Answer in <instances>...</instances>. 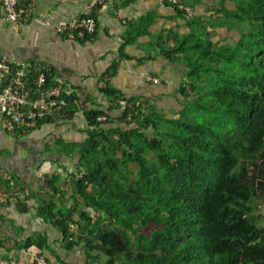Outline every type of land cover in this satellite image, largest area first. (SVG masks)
Wrapping results in <instances>:
<instances>
[{"label": "trees", "instance_id": "1", "mask_svg": "<svg viewBox=\"0 0 264 264\" xmlns=\"http://www.w3.org/2000/svg\"><path fill=\"white\" fill-rule=\"evenodd\" d=\"M219 4L213 21L171 6L186 19L187 32L156 39L166 59L184 66L176 117L113 89V62L100 88L111 106L85 110L87 138L68 148L78 154L69 172L72 205L62 203L56 174L45 177L49 198L28 192L29 202L22 200L36 203V215L59 231L64 248L82 246L87 264H264V224L254 215V199L264 194V0ZM144 21L142 33L151 19ZM216 27L239 36L215 40ZM46 78L47 86L59 83L48 71ZM66 100L57 116L71 118L78 97ZM100 114L105 122H96ZM11 182L18 185L17 177H0L5 192ZM46 241L38 234L19 245L42 254Z\"/></svg>", "mask_w": 264, "mask_h": 264}, {"label": "crops", "instance_id": "2", "mask_svg": "<svg viewBox=\"0 0 264 264\" xmlns=\"http://www.w3.org/2000/svg\"><path fill=\"white\" fill-rule=\"evenodd\" d=\"M183 1L195 17L213 21L219 15V0ZM26 6L23 24L10 21L0 4V59L45 67L52 80L70 86L78 97L79 110L71 118L57 116L44 121L27 134L0 125V177L18 179V185L10 183L11 192L3 191L0 185V264H31L30 259L22 260V252L28 248L19 244L38 234L46 236L42 255L48 264H87L82 246L64 248L59 231L36 215V203L28 207L22 200L29 202L25 199L28 192L49 198L52 191L45 177L56 174V183L64 192L62 203L72 205L69 172L75 171L78 154L69 153L68 148L87 138L85 110L111 106L112 99L100 88L104 86L102 75L113 62L118 63L109 80L113 89L125 99L147 100L164 118L177 116L182 103L179 86L186 80L184 66L166 59L156 39L171 31L187 32L186 19L158 0H27ZM225 7L234 9L235 5L226 1ZM93 10L96 30L88 40L57 34L52 25L41 24L43 20L52 24ZM146 18L151 21L142 33ZM214 32L215 40L239 36L236 29L228 27H216ZM119 112L115 109L110 114ZM73 215L76 218L77 211Z\"/></svg>", "mask_w": 264, "mask_h": 264}, {"label": "built area", "instance_id": "3", "mask_svg": "<svg viewBox=\"0 0 264 264\" xmlns=\"http://www.w3.org/2000/svg\"><path fill=\"white\" fill-rule=\"evenodd\" d=\"M161 5H178L186 13L188 6H183L179 0H158ZM27 0H0L7 18L12 22L25 24ZM44 26L52 25L57 34L75 39L90 37L95 33V18L88 13L71 19H60L55 23L48 20L41 22ZM47 69L43 66L23 63L12 64L0 59V125L9 131L27 134L44 121L53 119L66 107V96L73 93L67 83L59 82L47 86ZM59 117V116H58ZM107 116L100 114L96 122H105ZM93 128V127H91ZM76 229V225H71ZM32 248V247H31ZM23 258L31 263L48 264L45 257L37 249L22 252ZM17 260V259H16Z\"/></svg>", "mask_w": 264, "mask_h": 264}, {"label": "rangeland", "instance_id": "4", "mask_svg": "<svg viewBox=\"0 0 264 264\" xmlns=\"http://www.w3.org/2000/svg\"><path fill=\"white\" fill-rule=\"evenodd\" d=\"M260 167L262 169V173L264 174V164H261ZM254 215L257 219H259L260 215H262L260 223L264 224V194H258V196L254 199ZM153 228L154 227L152 226L145 227L143 232L148 235L151 233ZM76 235H80V233L77 232ZM100 257L102 260L105 259L103 255H100Z\"/></svg>", "mask_w": 264, "mask_h": 264}]
</instances>
